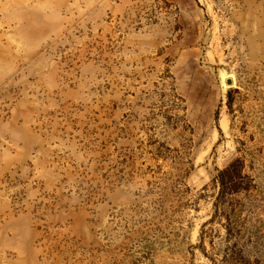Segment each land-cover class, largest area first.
Masks as SVG:
<instances>
[{
  "label": "rangeland",
  "instance_id": "rangeland-1",
  "mask_svg": "<svg viewBox=\"0 0 264 264\" xmlns=\"http://www.w3.org/2000/svg\"><path fill=\"white\" fill-rule=\"evenodd\" d=\"M0 264H264V0H0Z\"/></svg>",
  "mask_w": 264,
  "mask_h": 264
},
{
  "label": "trees",
  "instance_id": "trees-1",
  "mask_svg": "<svg viewBox=\"0 0 264 264\" xmlns=\"http://www.w3.org/2000/svg\"><path fill=\"white\" fill-rule=\"evenodd\" d=\"M231 97L229 94L228 105H230ZM245 164L241 158H236L225 168L220 170L214 178L216 186L219 187L218 195L214 202V215L212 219L218 215H222L226 219L227 233L241 235L245 231L244 225L240 224V218L244 211H250L255 208L252 190L256 186L252 184L253 179L244 174ZM241 196V198H240ZM231 224L239 225L242 229L229 228ZM249 228H247L248 231ZM255 231L258 229L254 226ZM254 233V234H255Z\"/></svg>",
  "mask_w": 264,
  "mask_h": 264
},
{
  "label": "water",
  "instance_id": "water-1",
  "mask_svg": "<svg viewBox=\"0 0 264 264\" xmlns=\"http://www.w3.org/2000/svg\"><path fill=\"white\" fill-rule=\"evenodd\" d=\"M227 83H228V84H232V83H233L232 79H228V80H227Z\"/></svg>",
  "mask_w": 264,
  "mask_h": 264
}]
</instances>
